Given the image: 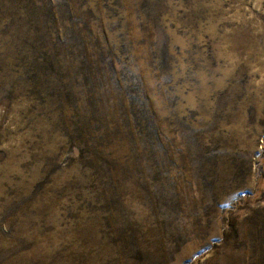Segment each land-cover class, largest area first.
Segmentation results:
<instances>
[{"label":"rangeland","instance_id":"1","mask_svg":"<svg viewBox=\"0 0 264 264\" xmlns=\"http://www.w3.org/2000/svg\"><path fill=\"white\" fill-rule=\"evenodd\" d=\"M263 146L264 0H0V264H264Z\"/></svg>","mask_w":264,"mask_h":264},{"label":"trees","instance_id":"2","mask_svg":"<svg viewBox=\"0 0 264 264\" xmlns=\"http://www.w3.org/2000/svg\"><path fill=\"white\" fill-rule=\"evenodd\" d=\"M264 157V146H263V150L262 152L258 155V159L256 160V163L259 165L260 163H262V158ZM248 196V195H246Z\"/></svg>","mask_w":264,"mask_h":264}]
</instances>
